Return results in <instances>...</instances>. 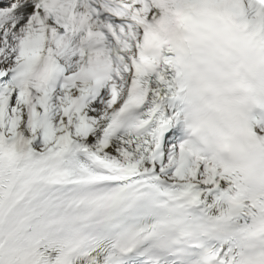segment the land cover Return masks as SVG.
Returning a JSON list of instances; mask_svg holds the SVG:
<instances>
[{
	"label": "snow or ice",
	"instance_id": "6c2138e0",
	"mask_svg": "<svg viewBox=\"0 0 264 264\" xmlns=\"http://www.w3.org/2000/svg\"><path fill=\"white\" fill-rule=\"evenodd\" d=\"M167 10L0 0V264H264V115L232 158L174 138L180 72L147 51Z\"/></svg>",
	"mask_w": 264,
	"mask_h": 264
},
{
	"label": "clouds",
	"instance_id": "9594fccd",
	"mask_svg": "<svg viewBox=\"0 0 264 264\" xmlns=\"http://www.w3.org/2000/svg\"><path fill=\"white\" fill-rule=\"evenodd\" d=\"M148 54L168 55L184 85V131L202 153L232 158L264 112V18L245 27L224 0H164Z\"/></svg>",
	"mask_w": 264,
	"mask_h": 264
}]
</instances>
